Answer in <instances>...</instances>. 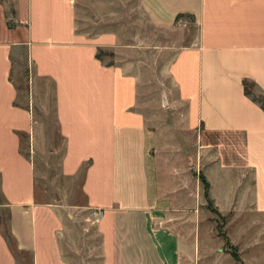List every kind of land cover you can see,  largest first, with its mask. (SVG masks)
<instances>
[{"label":"crops","instance_id":"1","mask_svg":"<svg viewBox=\"0 0 264 264\" xmlns=\"http://www.w3.org/2000/svg\"><path fill=\"white\" fill-rule=\"evenodd\" d=\"M75 3L0 0V211H7L16 249L31 264H66L57 246L55 208L36 201L33 166L20 149L21 140L33 138L31 111L39 106L19 103L10 78L12 54L21 49L31 100L44 82L50 86L62 141L60 170L67 177L80 172L85 208L98 216L103 264H222L225 256L233 264H264L256 250L242 254L256 246L246 236L250 227H237L221 240L207 228L213 243L201 249L195 244L194 227L207 223L200 221L201 211L177 208L160 183L156 135L138 108L139 78L129 65L96 58L99 50L115 54L119 38L77 29ZM137 4L159 31L184 18L196 28L166 72L197 128L196 177L207 183L206 206L217 217L264 218V112L242 90L245 80L264 95V0ZM177 15L182 17L175 20ZM207 171L217 180H209ZM218 183L224 188L213 194ZM225 241L237 248L238 262L222 252ZM0 264H15L1 234Z\"/></svg>","mask_w":264,"mask_h":264},{"label":"rangeland","instance_id":"2","mask_svg":"<svg viewBox=\"0 0 264 264\" xmlns=\"http://www.w3.org/2000/svg\"><path fill=\"white\" fill-rule=\"evenodd\" d=\"M75 6L77 29L87 33L111 31L118 36L115 54L99 50L98 56L105 64L129 65L137 74L138 108L144 125L156 135L153 156L160 183L173 196L177 208L201 211L200 221L207 223L194 227L195 244L201 249L204 244L213 243L206 235L207 228H212V234L221 240L237 227H250L246 236L256 246H248L242 254L246 258L256 250L257 257L264 259V218L217 217L202 199V185L196 177L201 173L196 163L197 128L192 127L188 119L187 105L177 100L166 72L175 52L192 43L196 33L193 23L184 18L172 30L159 31L149 25L137 0H76ZM27 73L24 51L16 49L11 58L10 78L17 87V100L29 108L31 101L32 105H39L32 106L31 111L33 138L21 140L20 145L21 152L33 166L36 201L55 208L60 223L57 246L66 264H103L98 216L85 208L80 172L67 177L60 170L62 141L53 121L50 86L44 82L36 99L31 100L26 85ZM253 95L258 96L256 91ZM205 174L209 180H217L208 171ZM224 179L227 185L229 177ZM219 188L223 189L224 185H214L213 194ZM221 250L238 257L237 248L228 243ZM201 253L200 250L199 256ZM13 258L15 264H31L28 254L14 252ZM225 259L222 264H233L230 257L225 256Z\"/></svg>","mask_w":264,"mask_h":264},{"label":"trees","instance_id":"3","mask_svg":"<svg viewBox=\"0 0 264 264\" xmlns=\"http://www.w3.org/2000/svg\"><path fill=\"white\" fill-rule=\"evenodd\" d=\"M181 17H182V15H177L175 17V20H177ZM98 52L99 51H97L96 58L100 59V57L98 56ZM242 90H243V94L247 98H249L253 103H255L264 112V95L261 93H257L258 96H254L253 95L254 85L248 81H245V80L242 81ZM199 180H200L202 187H203V196L207 202V205H210V202L207 198V183L205 182V180L203 179L202 176H199ZM212 211L216 214L214 209H212ZM0 234H1V237L3 238L8 250L12 256H13L14 252L19 253V254H26L24 252L18 251L15 247L14 239L11 236L10 231H9L8 214H7L6 210L0 211ZM225 244H227V241H225ZM232 257L236 260V262L239 261L235 255V253L232 255Z\"/></svg>","mask_w":264,"mask_h":264}]
</instances>
